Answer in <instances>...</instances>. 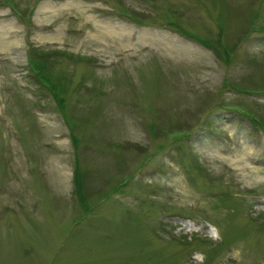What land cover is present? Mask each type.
Here are the masks:
<instances>
[{
  "label": "rangeland",
  "instance_id": "rangeland-1",
  "mask_svg": "<svg viewBox=\"0 0 264 264\" xmlns=\"http://www.w3.org/2000/svg\"><path fill=\"white\" fill-rule=\"evenodd\" d=\"M0 264H264V0H0Z\"/></svg>",
  "mask_w": 264,
  "mask_h": 264
},
{
  "label": "trees",
  "instance_id": "trees-1",
  "mask_svg": "<svg viewBox=\"0 0 264 264\" xmlns=\"http://www.w3.org/2000/svg\"><path fill=\"white\" fill-rule=\"evenodd\" d=\"M190 37V36H189ZM191 39H195V41L200 42V44L202 46H204L207 49L210 50H214L215 51V43L209 42L205 39H200L197 38L195 36L190 37ZM214 44V45H213ZM216 54H219L218 52ZM224 58V56H223ZM46 58H43L42 60H36L33 59L30 61L31 66L30 67H34V72L37 75L36 77L38 78L39 82L41 83V85L43 87H45V89H47L51 95L54 97L55 101L58 102V104L60 106H62L61 104V100L58 98V94H57V90L56 87L58 83L59 85L62 86V88L64 87L63 84H61L62 82V78L58 79V82L56 81V77H54L53 75H51L48 71H45V69H47L48 67H52V65H50L49 63H47L45 61ZM73 139V143L74 145H76V143H78V140L75 137H72ZM76 171H75V175H74V185H75V190H74V194L76 195V197L78 198L79 202L85 207L86 209V200H85V196H84V192H83V182L81 179V176L79 174V170L76 166Z\"/></svg>",
  "mask_w": 264,
  "mask_h": 264
}]
</instances>
